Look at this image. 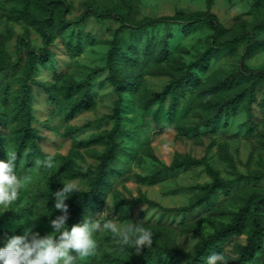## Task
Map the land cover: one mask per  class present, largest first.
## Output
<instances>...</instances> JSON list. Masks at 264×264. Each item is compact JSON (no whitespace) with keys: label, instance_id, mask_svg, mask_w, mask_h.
Listing matches in <instances>:
<instances>
[{"label":"rangeland","instance_id":"rangeland-1","mask_svg":"<svg viewBox=\"0 0 264 264\" xmlns=\"http://www.w3.org/2000/svg\"><path fill=\"white\" fill-rule=\"evenodd\" d=\"M195 11L215 14V39L203 22L123 27L112 81L116 16ZM241 64L264 70V0H0V264H230L264 193V80ZM209 168L222 184L196 205ZM98 173L78 245L47 254L67 221L60 189ZM256 214L262 250L242 264H264V198Z\"/></svg>","mask_w":264,"mask_h":264},{"label":"trees","instance_id":"trees-1","mask_svg":"<svg viewBox=\"0 0 264 264\" xmlns=\"http://www.w3.org/2000/svg\"><path fill=\"white\" fill-rule=\"evenodd\" d=\"M117 20L120 22L119 28L113 33L111 39V47L108 50L106 63L108 64V71L112 81H116V77L114 74V69L112 67L113 56L115 53L114 48H118V39L121 35L122 28H132L133 30L145 29L147 27L156 26L159 23H163L166 27L169 24H174L178 22H183L186 24H194L198 22L205 23L211 30L212 36L215 39L223 30L221 23L217 20L214 13L207 11H195L190 13L185 12H176L172 16H160V17H149L145 16L134 23H128L121 16H116ZM211 41V45L215 47H224L239 41V37H235L232 39H220L215 41ZM47 48H42L39 51H32L27 60V72L25 73V78L30 79L35 68L36 64L43 60L44 57L48 54ZM239 73L243 76L253 77L255 81L264 80V70H257L245 67L243 64L239 67ZM113 157L112 149L110 148L107 154L104 157V160H108ZM198 160L196 159H185L181 161H177L174 163V167H182L189 165H196ZM208 173L210 174L212 181L209 185V190L203 194H201L195 201L196 205H199L205 202L211 190L220 186L222 184V180L219 178L217 173L209 168ZM101 180V174L98 173L96 178L94 179L91 187L85 191H78L76 189H66L61 188L60 191L65 193L70 201L67 209V221L58 234H56L52 240L49 242L47 247V254H51L55 252L59 247L63 245L70 244L73 247L78 245V239L80 235L85 231L86 221L84 219V214L87 210L94 206L98 201L99 196V187L98 182ZM257 200L253 203V213H252V231L248 237L247 243L240 251L237 258L233 259L230 264H242V261L246 258V255L251 252H257L262 250V246L260 243V234L262 232V224L259 217L256 214V209L258 207V202L260 199L264 198V193H262ZM242 218V211H239L232 224L227 225V228H234L238 224L239 220Z\"/></svg>","mask_w":264,"mask_h":264}]
</instances>
